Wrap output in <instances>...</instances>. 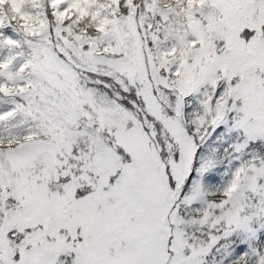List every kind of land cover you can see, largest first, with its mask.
I'll return each instance as SVG.
<instances>
[{
  "label": "snow or ice",
  "instance_id": "1",
  "mask_svg": "<svg viewBox=\"0 0 264 264\" xmlns=\"http://www.w3.org/2000/svg\"><path fill=\"white\" fill-rule=\"evenodd\" d=\"M0 264H264V0H0Z\"/></svg>",
  "mask_w": 264,
  "mask_h": 264
}]
</instances>
